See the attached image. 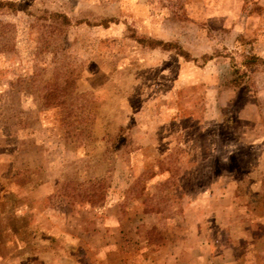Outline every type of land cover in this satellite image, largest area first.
Masks as SVG:
<instances>
[{
  "label": "rangeland",
  "instance_id": "1",
  "mask_svg": "<svg viewBox=\"0 0 264 264\" xmlns=\"http://www.w3.org/2000/svg\"><path fill=\"white\" fill-rule=\"evenodd\" d=\"M0 264H264V0H0Z\"/></svg>",
  "mask_w": 264,
  "mask_h": 264
}]
</instances>
